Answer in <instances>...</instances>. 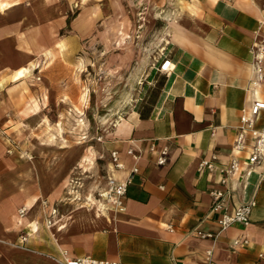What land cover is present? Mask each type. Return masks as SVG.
Segmentation results:
<instances>
[{
  "label": "crops",
  "instance_id": "0c3cea01",
  "mask_svg": "<svg viewBox=\"0 0 264 264\" xmlns=\"http://www.w3.org/2000/svg\"><path fill=\"white\" fill-rule=\"evenodd\" d=\"M152 1L0 0V125L8 121L5 114L21 118L42 113L46 103L75 101L71 72H81L87 50L99 43L122 54L119 24L137 22L132 8ZM172 5L157 57L147 59L139 45L128 44L127 64L145 72V90L105 135V174L96 195L71 196L72 173L83 159L80 147L25 160L0 158V264H58L52 258H60L62 250L70 257L121 264H204L209 249L215 264H264V164L246 174L249 134L243 151L232 149L242 110L248 112L253 100L264 102V60L263 80L253 86L251 54L264 0H174ZM166 59L170 71L159 72ZM60 65L62 80L37 82L41 69ZM254 126L264 128V111ZM132 145L142 151L138 174L127 188L124 211L115 212L97 194L107 176L126 178L133 166L126 150ZM163 147L168 161L158 167L155 159ZM112 150L124 169L110 165ZM212 156L214 170L198 172V164ZM233 158L239 172L221 173ZM215 188L229 192L227 212L255 196L246 226L219 230V213L211 210ZM23 206L26 212L19 216ZM197 231L212 237L201 238Z\"/></svg>",
  "mask_w": 264,
  "mask_h": 264
},
{
  "label": "rangeland",
  "instance_id": "374dc122",
  "mask_svg": "<svg viewBox=\"0 0 264 264\" xmlns=\"http://www.w3.org/2000/svg\"><path fill=\"white\" fill-rule=\"evenodd\" d=\"M162 2L159 5V0H154L150 6L133 7L137 22L119 24L122 54L117 55L108 46L92 44L82 58L81 72H71L75 101L46 103L42 113L19 114L21 118L5 114L8 121L0 125V158L25 160L80 147L83 159L72 173L74 181L70 190L74 194L71 196L96 195L105 174V151L101 147L105 135L133 109L145 90V72L133 71L130 63L127 64L128 44L139 45L138 49L147 59L160 54L163 32L174 12V0H168L165 6ZM38 76L37 82L47 83L62 80L63 71L61 65L56 70L44 67ZM16 124V128L7 131Z\"/></svg>",
  "mask_w": 264,
  "mask_h": 264
},
{
  "label": "built area",
  "instance_id": "2783aa9c",
  "mask_svg": "<svg viewBox=\"0 0 264 264\" xmlns=\"http://www.w3.org/2000/svg\"><path fill=\"white\" fill-rule=\"evenodd\" d=\"M230 2L232 0H221ZM264 9V5H262ZM256 35L258 41L251 47L252 54V68L255 75V79L252 82L253 86L259 85L263 80V68L262 63L264 60V18L259 21L258 28L256 30ZM171 69V64L168 59L163 60L157 70L162 73H167ZM260 111H264V102L253 100L248 112L242 110L238 133L235 138V142L232 146L233 151L241 152L244 150V139L246 134H249L252 139V145L248 151L247 155V170L246 174H249L254 166L264 164V128L256 129L255 119L259 115ZM151 152L154 151V145L149 146ZM126 155L133 160V166L129 169V172L125 179L116 180L111 176H107L105 180L104 188L98 192L97 197L100 203L103 206L111 207L115 212H122L125 209L124 198L128 186L133 181L135 175L138 174L137 162L142 156V151L139 148H136L134 145L130 146L126 150ZM215 157L212 156L210 160H202L198 166L197 171L203 172L205 170L211 172L214 170ZM168 161V150L166 147L161 148L155 159V164L158 167H161L166 164ZM109 162L110 165L116 170L124 169L123 163L120 161L119 154L116 150H112L109 153ZM240 170V165L237 159L233 158L229 164L220 169L221 173L227 175H233ZM264 176V172L262 173ZM225 180L221 179L220 184H224ZM211 197V210L213 212L219 213L217 219V226L220 231H223L229 228L232 225H242L246 226L250 221V214L252 209L256 205L255 196H252L249 201L238 205L232 212H227L225 204L227 198L229 197V192L219 188L212 189L210 191ZM26 212V207H21L18 210V215L23 216ZM52 220L47 221V225L50 226ZM197 235L201 238H210L211 234L202 233L197 231ZM21 243L25 242L26 236H20ZM238 241H234L233 245H237ZM259 257L262 258L263 254H259ZM58 264H121L118 261L114 260H103L96 259L90 256L84 257H70L67 255L66 251H60V258H52ZM204 264H215L212 260V250L205 251V263Z\"/></svg>",
  "mask_w": 264,
  "mask_h": 264
},
{
  "label": "bare ground",
  "instance_id": "6f19581e",
  "mask_svg": "<svg viewBox=\"0 0 264 264\" xmlns=\"http://www.w3.org/2000/svg\"><path fill=\"white\" fill-rule=\"evenodd\" d=\"M179 2V1H178ZM121 48V47H120ZM17 76H21L22 75V71H19L17 74ZM18 78V77H17Z\"/></svg>",
  "mask_w": 264,
  "mask_h": 264
}]
</instances>
